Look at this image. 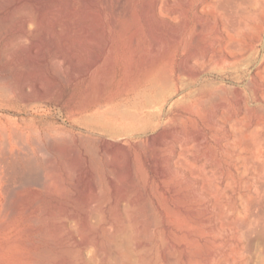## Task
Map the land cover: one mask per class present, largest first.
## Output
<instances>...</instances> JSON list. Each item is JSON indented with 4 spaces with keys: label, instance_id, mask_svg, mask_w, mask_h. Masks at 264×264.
<instances>
[{
    "label": "rangeland",
    "instance_id": "obj_1",
    "mask_svg": "<svg viewBox=\"0 0 264 264\" xmlns=\"http://www.w3.org/2000/svg\"><path fill=\"white\" fill-rule=\"evenodd\" d=\"M263 3L0 0V264H264Z\"/></svg>",
    "mask_w": 264,
    "mask_h": 264
},
{
    "label": "bare ground",
    "instance_id": "obj_2",
    "mask_svg": "<svg viewBox=\"0 0 264 264\" xmlns=\"http://www.w3.org/2000/svg\"><path fill=\"white\" fill-rule=\"evenodd\" d=\"M264 4V3H263ZM242 23V22H241ZM240 23V24H241ZM240 24H235V23H232V24H229L226 22V24L224 22H222V29H218V30H225V31H228L226 32V34H217L215 36V39H214V43L216 44H220L217 51H219L220 53L222 52H225L227 50H230V48L228 49V47H230V42H232V35H231V31L233 30H228L229 27H234L235 25V29L236 27H243L244 25H240ZM232 25V26H231ZM245 28V26L243 27ZM247 28V27H246ZM249 30V28H247ZM252 28H250L251 30ZM254 30V29H253ZM234 34V33H232ZM232 40V41H231ZM234 43L236 41H233ZM234 45V44H233ZM232 46V45H231ZM236 46V43L235 45ZM235 48V47H233ZM175 49V47H174ZM237 49V48H235ZM232 50V48H231ZM174 51V50H173ZM173 51H171L169 53V55L162 61L160 67L157 69L156 73H155V76H154V81H153V94H152V97L155 98V99H158L159 101H157V106L154 108L157 113L160 115L162 114L163 112V108L165 106V104L167 103L168 99L172 98L177 92H178V87H177V84H176V80L178 78V76L175 74V69L176 67H174L173 65ZM238 51H240V49H238ZM197 64V63H196ZM182 70V68L180 67V71ZM179 71V70H178ZM264 72V70L262 71V73ZM257 85V84H256ZM172 88V91L166 93V90L168 88ZM188 102V101H187ZM191 104V103H190ZM151 106V105H148V107ZM154 106V105H153ZM187 109V108H186ZM189 110V109H188ZM147 112H154V110L152 109H148L146 110ZM231 121V120H230ZM229 121V122H230ZM236 124V123H235ZM234 124V125H235ZM232 125V124H231ZM235 126H238V125H235ZM251 131V130H250ZM237 133V132H236ZM244 135V134H243ZM236 137V138H235ZM235 139H237L238 141H241V138H242V135L241 133H238L235 135ZM237 141V143H238ZM243 142V141H242ZM245 142V141H244ZM234 145V144H233ZM18 166V165H17ZM14 169V168H13ZM1 215V214H0Z\"/></svg>",
    "mask_w": 264,
    "mask_h": 264
}]
</instances>
